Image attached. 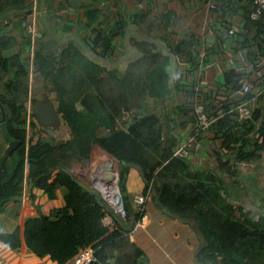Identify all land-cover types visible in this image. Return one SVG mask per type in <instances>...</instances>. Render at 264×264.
<instances>
[{"label": "trees", "instance_id": "16d2710c", "mask_svg": "<svg viewBox=\"0 0 264 264\" xmlns=\"http://www.w3.org/2000/svg\"><path fill=\"white\" fill-rule=\"evenodd\" d=\"M112 44V36L98 31L90 44L92 53L69 48L61 60L50 56V61H46L57 94V109L71 135L56 140L41 138L34 145L28 143L27 138V107L18 103L24 92L22 77L28 71L21 64L19 70L11 73L14 61L0 56V68L9 74L6 86L12 95L11 101L5 102L2 98L1 101L8 107V131L17 142L0 167V214L19 216L27 181L49 198L57 197L61 189L65 200L50 214L39 211L28 216L23 232L20 226L12 231L0 229V241L15 250L27 246L39 256L49 255L57 264L65 263L88 245L96 247L104 264H146L143 249L130 237L144 210L133 213L134 219L130 213L123 218L93 184L56 161L62 159L64 153L88 160L99 145L92 171L84 166L81 169L73 166L69 160L74 157L65 156V159L74 170L82 171L102 185L110 153L120 161L121 190L125 189L128 169L140 167L145 180L143 194H152L168 213L197 225L203 239L197 253L200 262L264 264V214L251 216V211L243 205L251 198L240 193L247 187L251 173L244 172L241 165H252L264 157V120L258 127L257 115L243 123L232 119L229 113L218 115V120L210 126L222 138V151H216L214 166L196 167L189 157L174 155L182 142L181 134L175 129L195 124L194 106H178L177 121L166 112L167 123L155 112L134 113L147 99L146 89L138 83L147 81L148 76L159 82L157 88L165 84L164 102L171 93L184 90L193 96V89L188 91L182 83L183 77L178 74L172 85H168L171 57L154 53L150 48L153 43L147 40L139 43L145 56L133 59L126 72L117 68L109 70L100 59L108 55ZM98 46L102 50L98 51ZM182 49L179 45L175 52L180 53ZM40 60L45 62V57ZM238 80L234 71L228 73L227 83L231 90L239 88ZM251 97V93L245 96ZM228 109L225 107L226 111ZM130 114V120L123 121ZM27 160L31 162L28 172ZM254 180L256 182L257 177ZM11 203H14L12 208ZM108 216L112 221L107 220Z\"/></svg>", "mask_w": 264, "mask_h": 264}, {"label": "crops", "instance_id": "0c3cea01", "mask_svg": "<svg viewBox=\"0 0 264 264\" xmlns=\"http://www.w3.org/2000/svg\"><path fill=\"white\" fill-rule=\"evenodd\" d=\"M211 2L217 6L210 7ZM252 8L251 0H0V56L14 61L11 73L19 70L21 64L28 71L22 77L24 92L22 100L18 101L28 111L25 123L30 135L28 143L34 145L41 138L54 136L56 140L70 136L67 128L55 137L49 131L52 124H42L37 115V108L42 103H53L57 109V94L46 61H50V56L61 60L69 48L92 53L90 44L98 31L112 36L113 43L107 51L108 55L100 59L101 63L104 62L109 70L115 67L120 72H126L133 59L145 56V50L139 46L142 40L152 42L151 50L162 55L165 53L161 45L173 52L182 45V51L175 52L176 74L183 77L182 83L188 91L193 89L194 95L191 96L187 90L171 93L164 102L166 107L170 105L166 108L167 112L177 110L178 106L203 105L213 119L224 115L219 114L221 108L226 111L225 107H229L231 110L237 104L249 101L253 118L258 116L256 124L260 127L264 120V92H250L252 97L245 98L248 93H242L239 88L231 90V85L227 83L228 73L234 71L238 78H250L254 90L264 87V15L259 20L252 19ZM88 22L90 25H86ZM232 27L236 30L230 33ZM100 50L102 47L98 46ZM40 57H45V62ZM172 61L171 57L170 74ZM8 78L9 74L0 68V103H3L1 98L5 102L11 101L12 95L6 86ZM195 113L197 118L196 109ZM1 117L0 105V157L9 146ZM231 118L234 119L232 115ZM234 120L237 121L236 118ZM195 128L196 122L175 129L181 134L182 141L194 130L197 132L187 157L196 167L214 166L216 151H222V138L211 126ZM252 134L255 135V132ZM259 165L257 183L249 186L248 181V188L244 190L247 194L241 191L242 195L252 198L264 196V157L250 165L251 170L247 172H253V168ZM144 187L145 180L140 170L130 167L125 189L121 191L123 203L132 219L133 213L140 210L135 196L143 194ZM21 200L17 218L0 214L1 230L12 231L20 226L23 232L28 216L39 211L50 214L65 203L61 189L57 197L49 198L29 181L25 183ZM13 206L14 203H11L10 208ZM107 220L112 221V218L108 216ZM141 223L138 228L134 225L130 237L143 249L146 264H211L200 262L197 258L203 245L197 225L168 213L157 204L152 194L145 203ZM57 263L49 255L39 256L27 246L15 250L0 241V264Z\"/></svg>", "mask_w": 264, "mask_h": 264}, {"label": "built area", "instance_id": "2783aa9c", "mask_svg": "<svg viewBox=\"0 0 264 264\" xmlns=\"http://www.w3.org/2000/svg\"><path fill=\"white\" fill-rule=\"evenodd\" d=\"M253 3V8L251 10L250 16L254 20H259L264 15V0H251ZM216 3L211 2L210 7H216ZM236 28L232 27L230 28V33L235 32ZM239 90L242 93H250L254 92L256 94H262L264 92V87H259L257 90H254L253 82L250 78H247L246 76H243L239 78ZM195 109L197 111V120H196V127H199L201 129H206L210 127V125L214 122L215 118H211L208 113L206 112L203 105H195ZM225 113H229L233 116V118L241 123L245 122L247 119H250L253 116V110L249 105V101H243L236 106H234L231 110L229 109L227 112L224 111V109L221 108L219 111V114L223 115ZM29 134H27V138H29ZM197 132L191 134L189 137H187L184 141H182L179 146L175 149L174 155H183L188 156L190 154V147L191 144L196 139ZM31 167V162L29 160L26 161V172L29 171ZM117 179L115 181L111 180L107 181L105 179V183L103 185L98 184V189L100 190L103 197L109 202L110 205H112L117 212L120 213V215L123 218H126L129 216V211L125 207L123 203L122 193L119 186V175H116ZM116 191V193L112 191ZM24 192V191H23ZM148 195L140 194L135 196L136 203L140 206V210L145 209V203L147 201ZM140 225H142L141 220L136 222V228H138ZM96 247L93 245H88L86 247H83L79 250L78 253H76L73 257L68 259L63 264H104L102 260L97 255Z\"/></svg>", "mask_w": 264, "mask_h": 264}, {"label": "rangeland", "instance_id": "374dc122", "mask_svg": "<svg viewBox=\"0 0 264 264\" xmlns=\"http://www.w3.org/2000/svg\"><path fill=\"white\" fill-rule=\"evenodd\" d=\"M152 77L151 76H148V79H147V81H144V80H142V82H140L139 81V83H138V85H140V86H144V88L146 89V96H147V99L144 101V104L141 106V108H140V110H135L134 111V113H136L137 111H141V112H144V113H153V112H155V113H157V114H159L160 116H161V118H162V121L164 122V123H167V120H168V117H167V115H166V112L168 111L166 108H168V107H166L165 106V103H164V100H163V98L166 96V94H167V89H166V87H165V84H163V85H161V87H159V88H157L158 87V85H159V82L157 81V82H155L154 80H152L151 79ZM160 79V78H159ZM162 82V81H161ZM168 85H169V83H168ZM170 86V85H169ZM168 98V97H167ZM167 98H166V101H167ZM170 108V107H169ZM170 114V116L175 120V121H177L178 120V116H177V114H178V111L176 110V111H173V110H171L170 112H169ZM133 114V113H132ZM132 114H130V115H128L127 116V118H125V119H123V121H128V120H130V118H131V115ZM64 122H63V120H62V122H61V124L59 125V128L57 129L58 130V132H62V133H64V131L68 128V126H67V124H63ZM165 127H166V124H165ZM104 130V129H103ZM103 130L101 131V132H103ZM168 136H170V135H168ZM62 137V136H61ZM52 138V137H51ZM54 139V138H53ZM61 139H63V138H61ZM99 145H96L95 146V148L93 149V151H92V153H91V156H90V158L88 159V160H82V159H80V161L78 160V158L76 157V156H74L73 154H65L64 153V155H63V157H62V159H56V161H59V162H61L62 161V163L63 164H65L67 167L69 166L71 169V171L73 172V173H75L77 176H81V178L82 179H85L86 181H88V183H90V184H93L94 185V183L91 181V180H89L88 178H86L83 174H82V171H78V170H74L73 168H72V166L70 165V164H68V162H67V160L65 159V156H68V157H74V159H70L69 161H70V163H72V165L73 166H75L76 168H79V169H81V168H83V166L88 170V171H92V168H93V157H94V154H95V150L97 149V147H98ZM76 158V159H75ZM61 160V161H60ZM117 159L116 158H114V167H115V170H117L118 172H119V169H120V167L118 168L117 167ZM47 162H50V161H47ZM83 164V165H82ZM248 169H250L251 170V166L250 165H247L245 168H243V171L244 172H247V170ZM254 169V170H253ZM252 170L254 171V172H251V173H249L248 175H250L249 176V182L251 183V185H253V186H255V184L257 183V182H255V180H254V178L256 177V172H258V170H260L261 169V166L259 165V166H257V167H254ZM119 175H120V173H119ZM253 177V178H252ZM254 180V181H253ZM252 181V182H251ZM110 183H112V181H110ZM248 188V187H247ZM263 195V194H262ZM10 217V216H9ZM10 219V218H9ZM12 220V219H11Z\"/></svg>", "mask_w": 264, "mask_h": 264}, {"label": "water", "instance_id": "95a60500", "mask_svg": "<svg viewBox=\"0 0 264 264\" xmlns=\"http://www.w3.org/2000/svg\"><path fill=\"white\" fill-rule=\"evenodd\" d=\"M156 43H158V42L156 41ZM161 47H162L163 53H165V55H168V56L172 57V60H173L172 61V72H171L170 77H169V85L171 86L172 82L174 81V77L176 75V72H177V65H176L177 64V54L175 52H173V51L167 50L162 45H161ZM107 64H109V61L107 62ZM0 105H1V110H2L1 125H2V128H3L4 132H5V135L7 136L8 140H9L8 148L3 153V155L0 157V167H1L2 164L5 162L6 158L8 157L9 153L15 148L17 142L13 139V137L10 135V133L8 131V127H7V112H6L5 106L2 103H0ZM37 115L39 117L40 122L42 124H44V125L60 124V119H61L60 118V114L57 111V109L55 108L53 103H49V102L48 103H42V105L39 108H37ZM104 151H106V150H104ZM108 155H109V158H110V163L106 167L105 179L107 181H111V178L109 177V175H111V174L119 175V172L117 170H115L114 157L110 153H108ZM78 160H80V159L78 158ZM119 166H120V161L118 160L117 161V167L119 168ZM68 168L71 169L69 166H68ZM137 168L141 171L140 167L137 166ZM82 174L86 178L91 180L94 183L95 187H98V184L95 183V181H93L91 178L87 177L83 172H82ZM106 174H107V176H106ZM237 202H240V201L237 200Z\"/></svg>", "mask_w": 264, "mask_h": 264}, {"label": "flooded vegetation", "instance_id": "af4514ba", "mask_svg": "<svg viewBox=\"0 0 264 264\" xmlns=\"http://www.w3.org/2000/svg\"><path fill=\"white\" fill-rule=\"evenodd\" d=\"M104 64V63H103ZM113 68H115V67H113ZM112 68V69H113ZM60 124H61V122H62V120H63V122L65 123V121H64V119H63V117L60 115ZM63 123V124H64ZM60 124H52L51 125V127H50V129H49V131L50 132H52V133H54V135H55V137H56V135L58 136V128H59V125ZM66 124V123H65ZM68 126V125H67ZM68 128H69V126H68ZM69 133H70V135H71V130H70V128H69ZM52 137H54V136H52ZM58 138V137H57ZM247 197H249V198H251V199H249V202H244V208L246 209V210H248V211H251V213H250V215L252 216V215H254V214H261V213H263L264 214V196H260V195H258L257 197H250L249 195H247ZM257 216L258 215H256V218H257ZM259 217V216H258Z\"/></svg>", "mask_w": 264, "mask_h": 264}, {"label": "bare ground", "instance_id": "6f19581e", "mask_svg": "<svg viewBox=\"0 0 264 264\" xmlns=\"http://www.w3.org/2000/svg\"><path fill=\"white\" fill-rule=\"evenodd\" d=\"M116 177V175L114 174V176L111 178V180H115L114 178ZM103 185V184H102ZM112 192H114V193H116V191L114 190V191H112Z\"/></svg>", "mask_w": 264, "mask_h": 264}, {"label": "clouds", "instance_id": "9594fccd", "mask_svg": "<svg viewBox=\"0 0 264 264\" xmlns=\"http://www.w3.org/2000/svg\"><path fill=\"white\" fill-rule=\"evenodd\" d=\"M119 173H120V171H119ZM119 178H120V175H119ZM97 188V187H96ZM98 189V188H97ZM99 190V189H98ZM121 190V189H120ZM100 191V190H99ZM121 193H122V191H121ZM122 198H123V195H122Z\"/></svg>", "mask_w": 264, "mask_h": 264}]
</instances>
